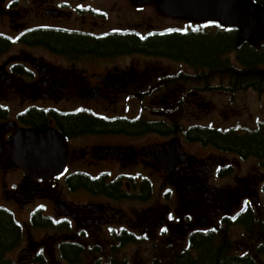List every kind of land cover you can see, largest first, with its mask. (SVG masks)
<instances>
[{"label":"flooded vegetation","instance_id":"obj_1","mask_svg":"<svg viewBox=\"0 0 264 264\" xmlns=\"http://www.w3.org/2000/svg\"><path fill=\"white\" fill-rule=\"evenodd\" d=\"M134 1L143 9L156 0ZM116 7L0 0V218L17 226L14 235L2 227L0 264H264V151L228 150L204 131L263 133L264 123L241 131L190 116L214 90L264 93L233 92L232 74L220 72L207 85L184 61L101 52L112 35L157 30L125 27L120 14L111 23ZM166 62L195 72L172 73ZM94 90L101 96L89 99ZM122 97L137 109H121ZM76 99L75 108L63 103ZM70 116L92 126L76 130ZM45 127L65 136L68 159L61 174L35 178L9 142L21 128Z\"/></svg>","mask_w":264,"mask_h":264},{"label":"trees","instance_id":"obj_2","mask_svg":"<svg viewBox=\"0 0 264 264\" xmlns=\"http://www.w3.org/2000/svg\"><path fill=\"white\" fill-rule=\"evenodd\" d=\"M250 1L252 4H260L263 7L262 17H264V0ZM189 20L196 26L150 30L147 33L127 31L122 35L117 34L105 38L98 47L104 53L125 50L126 53L136 52L187 62L197 70L204 71L207 85L217 72L232 74L230 88L233 92L254 88L264 93V43L258 44L251 39H241V27L238 25H226L217 19L188 18ZM69 40H74L75 44L80 41L78 38L68 37V45ZM231 55H235L236 64L231 61ZM198 78L199 76H190L191 81H197ZM71 119L75 121V123L72 122V127H76V130L88 129L92 126L91 122L84 123L77 117H71ZM87 119L92 120V118ZM130 127L125 129L129 130ZM204 131L208 137L207 141L212 140L228 150L237 149L243 151L239 152L243 154L248 153L246 152L248 150L264 151V135H261L264 132L262 131L239 133L230 129L228 132L220 133L216 128H205ZM209 136L215 138H209ZM4 226L10 228L7 231L8 235L15 234L14 227L17 226L14 222L7 221L4 225L0 218V233H3L2 227ZM0 239H2L1 234Z\"/></svg>","mask_w":264,"mask_h":264},{"label":"water","instance_id":"obj_3","mask_svg":"<svg viewBox=\"0 0 264 264\" xmlns=\"http://www.w3.org/2000/svg\"><path fill=\"white\" fill-rule=\"evenodd\" d=\"M151 1L138 0L140 4ZM160 8L170 16L197 20L220 19L225 24L238 25L242 28L240 38L243 40L264 30V21L261 19L263 7L251 4L250 0H162ZM100 96V91L94 90L88 98ZM9 148L15 163L31 177L59 175L67 164V140L53 127L21 128L9 142Z\"/></svg>","mask_w":264,"mask_h":264},{"label":"rangeland","instance_id":"obj_4","mask_svg":"<svg viewBox=\"0 0 264 264\" xmlns=\"http://www.w3.org/2000/svg\"><path fill=\"white\" fill-rule=\"evenodd\" d=\"M161 1L156 0L153 1V4H148L143 7V9H137L136 1L134 0H119L120 11H118V7L114 9L113 14L111 13V23L117 22V15H121V21L125 22L124 26H138V23L141 25L142 31H146L147 29H168L172 27H192L196 26L195 23H191L190 20L186 17H177L170 16L160 11L159 8ZM159 4V5H158ZM159 6V7H158ZM264 19V17H263ZM137 23V24H136ZM250 39L255 43L262 44L264 43V30L261 33H254L251 35ZM150 62H153L149 59ZM236 63V60H235ZM152 66V64H150ZM166 67L172 73H179L181 71L185 73H194L195 70L189 66H182L173 62H166ZM203 71V70H200ZM227 80L225 79V82ZM215 83V81H213ZM212 83V85H214ZM226 89L214 90L209 93L204 94V101L206 102V107L198 108L195 105L193 108V113L190 116H194V111L199 113L200 118L204 121L205 124L216 125L217 121H221V125L224 127L234 125L239 130L245 131L248 129H252L256 127L260 122L264 123V95L258 94L255 91H240L232 93V95L225 94ZM191 104H197L192 97ZM63 103H67V105H71L75 108L79 105L80 101L76 100H63ZM147 106H150V101L147 100L145 102ZM127 105V111H135L137 109L138 103L134 99L125 100V97L121 98L120 107L124 109ZM136 112H126L129 116H133ZM146 116H149L147 112H144ZM197 118V114L195 116ZM221 119V120H220ZM146 140V139H144ZM79 142H82L79 141ZM210 154L209 150L205 151V156ZM251 164H245V167H250ZM229 182V181H227ZM15 260L23 261L26 260L27 255H13ZM31 258V257H29Z\"/></svg>","mask_w":264,"mask_h":264}]
</instances>
